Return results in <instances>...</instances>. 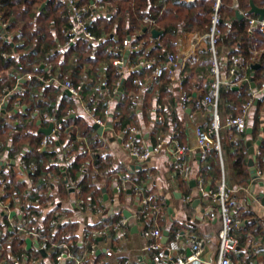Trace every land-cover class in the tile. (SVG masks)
Masks as SVG:
<instances>
[{
    "label": "trees",
    "instance_id": "trees-1",
    "mask_svg": "<svg viewBox=\"0 0 264 264\" xmlns=\"http://www.w3.org/2000/svg\"><path fill=\"white\" fill-rule=\"evenodd\" d=\"M79 1L88 5L93 0ZM237 1L241 9H248L250 12L251 0ZM107 2V14L100 16L92 29L99 39L103 35L107 37L97 44L79 40L74 45H67L63 28L69 24V15L62 0H0V23L7 24L6 30L13 37L10 42L0 38V94L5 96L9 93L6 113H14L9 119H4L0 126V157L7 155L14 161L16 156H19L27 164H35L38 168L36 172L27 173L19 169L38 187V192L28 197L25 195L31 187L27 180L19 178L14 171L17 164L11 165L10 170H0V200L7 203L12 210L18 201L23 202L28 213L29 228L34 229L38 225L37 229L41 231L42 236L49 240V251L52 252L53 261L63 250L80 258L82 254L91 250L92 245H99L98 239L93 237V232L100 227L104 228L109 222L102 221L88 228L87 246L79 245L75 235V224L63 225L59 231L56 228L55 231L52 230L51 222L57 220L54 213L47 212L45 217L37 222L41 218L42 208L46 212L49 203L55 202L50 195V191L56 187L50 184L51 179H58L57 184L62 188L63 197L69 196L71 189L69 181H73L79 195L86 201H92L102 210L106 208L101 201L103 188L110 187L109 194L117 205L125 201L128 190L135 199L145 198L138 195L139 192L136 193V185L130 181H126V190L117 195L114 193L111 183L118 171L112 169L109 156L97 158L94 165L86 170V163L90 162L89 149L101 152L99 137L96 135L94 124L91 125L79 113L74 118L69 114L70 111L77 112L79 102L71 95L63 93L59 85L51 82V78L56 77L63 83L65 78L72 74L73 83L82 88V100L88 102L90 108H95V117L102 118L106 109L105 101L99 95V73L102 66L105 67L111 89H115L117 82L122 80L126 97L118 102L112 120L115 131L123 133L125 141L133 128L138 129L136 107L142 90L137 81L152 76L156 68L164 66L169 54L178 55L177 42L181 32L197 31L210 34L212 17L216 13L214 1L195 4H184L180 0H107ZM44 4L46 6L42 9ZM262 5L264 6V0ZM218 14L221 18L218 26L221 34L216 43L218 56L222 47L230 46L228 72L232 66V57H243L246 62V70L242 76L244 81L238 90L225 87L223 84L220 88L218 114L221 115V111L225 110L230 117H237L250 100H255L256 92L262 90L264 54L256 56L254 49L255 47L259 51L264 49V36L259 28L252 33L249 31L250 20L256 19L254 15L248 13L242 20L236 17L234 0H221ZM153 30L163 31V35L155 39ZM131 36H136L135 43H141L142 47L129 57V65L137 69L122 77L121 67L115 66L114 61L125 58L123 42ZM255 65L259 68L254 69ZM220 72L223 80L221 67ZM27 75H32V80L21 83L19 76ZM252 79L256 84L255 89L251 87ZM84 85L86 86L83 89ZM171 90L173 91L168 71L144 90L141 102L142 116L148 119V122L155 118L160 125L159 132L152 138V146L156 145L160 135L170 134L173 124L176 123L172 112L163 104L164 97L172 94ZM250 121L252 133L249 136L253 141L259 140L264 125V99L254 104ZM51 123H54L56 131L46 150L41 147L45 136L38 133V130L42 126H50ZM232 134L231 139L238 138L237 141L231 140L237 157L236 175L249 182V160L244 141L247 135H237L233 129ZM222 135L220 130L219 140L223 145ZM49 148H54L55 154L49 155L47 152ZM260 150L259 163L264 173V137ZM66 152L72 158L65 165ZM220 155L218 150H212L206 161L209 162V166L200 173L207 183L212 181L210 185L213 193L218 191L213 187V182L222 175ZM181 181V184L186 183ZM35 200L40 202L37 207L30 205V202ZM157 204L159 203L156 201L153 203L150 201L145 215L151 213L154 210L152 206ZM35 216L37 220L33 219ZM6 220L0 209V260L4 261L3 264L25 262L24 254L30 253L26 250V240L18 230L8 228L4 233L6 224L4 225L2 221ZM147 229H151V226L148 225ZM177 232L180 231H176L175 234ZM174 235L170 237V241ZM257 238L264 241V233H258ZM60 243L67 248L53 246ZM242 243L240 241L243 247ZM37 256H40L39 253ZM102 256L103 254L99 255V259ZM33 258H29L26 264H37Z\"/></svg>",
    "mask_w": 264,
    "mask_h": 264
},
{
    "label": "crops",
    "instance_id": "crops-1",
    "mask_svg": "<svg viewBox=\"0 0 264 264\" xmlns=\"http://www.w3.org/2000/svg\"><path fill=\"white\" fill-rule=\"evenodd\" d=\"M180 1L184 4L204 3L199 0L193 2H185L184 0ZM254 3L260 8L264 7L262 5V0H258ZM234 8L236 11H240V13L245 17L248 16V9H241L237 0H234ZM255 17L259 19V17ZM229 18L230 16L227 17L228 20ZM208 35L209 34L197 31L181 32L178 35L177 49L180 67L175 72L177 81L172 82L170 79L171 87L173 89V91L171 90L172 94L167 95V97H164L163 99V104H165L164 106L172 112V117L174 119V122L176 123L173 124L170 134L160 135V137H162L163 140H165L167 143L166 148L160 154L153 156L150 160L144 162L136 160L135 158L131 157L127 151L124 150L123 133H117L115 131L112 120L113 114L116 112L118 102L123 100L117 94L107 99L101 94L99 90V95L102 96L105 101L106 109L110 110L109 116H106L104 111L103 118L99 116L95 117V108H90L89 103L82 100V97H80L81 103H78L77 112L72 111L71 115L73 118L76 117L77 113H79L91 125L95 124L96 118H102L107 124L111 123L113 126L112 129L105 131L103 136H100L96 131V135L99 137V142L101 143V152H95L89 149L90 162L86 163V170L88 171L94 165V161L97 158L100 159L102 156H109L112 162V169L118 171V174L115 175V178L111 183V188L116 195L118 193L117 187L120 186L123 188L126 186V181H130L135 183V190L136 193L139 192L137 193L138 195H142L144 196V198H148L150 201H152V203L155 201L159 203L157 205H153L152 208L154 210L148 214L147 218H145L143 221H140L138 220V216L142 215V213L138 202H140L141 200L133 198L131 196L132 194L128 193V190L125 196V201L123 203H120V205H117V202L109 194V187L107 189L103 188V197L101 201L106 208L104 209L102 215H97L96 213L92 212H81L77 206V199L80 195L76 187L69 184L71 187L69 196L63 197L61 193L62 188L59 186V184H57L58 179H51L50 184L55 185L56 187L53 191H50V195L52 196V198H54V203H56V206H54L55 208L48 206L46 212L45 209L42 208L40 214L41 218L38 219L37 222H40L45 217L47 212H51L52 214L54 213V215L57 216V220L60 223L59 227L56 228L58 229V231L63 227V225L75 224V235L78 238L80 246H83L82 237L85 230L88 231L89 227L97 225L103 221L109 223L108 225L105 224L106 226L104 225V228L100 227L98 230H106L108 232V235L106 237L98 238V250L117 249L120 242L115 238V234L113 233V231H111L112 224L115 221L118 222L124 216V210H128L132 214L129 219L130 234L128 236L127 242L124 244L125 253L123 257L110 258L105 253H102L103 256L101 259H99V255H97V253L94 256H87V254H89L88 251L82 254L80 258L75 256L78 259L82 260L81 264H125V260L127 259L131 261L132 264H138L139 261H141L142 264H153L154 262L152 260V253L145 250L146 246L148 245V241L142 236L141 233L143 227L147 228L148 225L151 226L152 230L160 229L163 231V233L164 231H170L171 229L174 234L176 231H180L185 235L186 238L191 236L196 238L212 236L213 242L209 247V251L204 255L203 258L207 262V264H216L219 244L218 233L221 229V220L220 218L211 219L210 215H218L219 203L217 201H214L210 197V195L202 197L198 192L197 186H191V182L193 180L196 181L202 170L209 166V162H202L200 160L197 129L199 128L204 131H208L210 129L214 119V111L212 108H202L194 106V101L199 100L203 95L206 94L213 78L210 71L212 56L210 53V43ZM230 53V46L225 45L224 47H222L218 56L221 64L223 86L225 87L229 86L228 84L230 80V74L228 72ZM126 56L127 53L125 52V58L129 59L130 56ZM102 68L105 69L104 66H102ZM135 69L137 68L131 67L129 65V62L126 66H124L126 74H129ZM147 77L148 76H146V78ZM51 82L55 85H59L63 93L66 92L63 87V83H61L58 78L52 77ZM180 82L183 84L184 90L189 96H191L193 100L190 106L186 109H184L181 105L180 93L176 87V84L178 85ZM152 85L153 82H150L149 85H147L145 88H141L142 91L138 96V106L136 107L138 129L135 128L141 133V135L138 136V139L141 141H147V143H149L150 145L152 143V138L159 132L160 125L155 121V118H153L149 122L148 119H146L145 117L143 118L141 113V102L144 90ZM263 85L262 91H258L255 94V100L253 102L255 105L259 102V100L264 99ZM85 86L86 85L83 86V89L85 88ZM239 86L231 88L238 90ZM18 88H20V85L18 86ZM255 88L252 87V89ZM256 100H258L257 103ZM92 108L94 109L92 110ZM220 114V130L222 131V137L224 138L223 145L219 140L221 148L219 152L221 153L220 159L222 175L220 179H216V181L213 182V187L218 189L224 183L226 188L231 191L233 199L234 218L242 222L241 225L235 230V236L239 239V241L243 242L242 244H244L243 247L240 244L239 250L236 253L232 254L231 258L233 264H264V241H261L262 239L257 238L258 233H264V187L261 185L260 181L255 180L252 177L250 167L249 182H245V179H240L236 175L237 170L235 163L237 157H235V148L233 147V145H231V140L234 141V138L231 139V136L233 135L232 128L228 127L227 125V121L230 116L225 112V110L221 111ZM252 114L253 107L250 110L249 127H252V125H250L252 123L250 121ZM13 115L14 113L7 112L6 119H9ZM48 127L42 126L39 128V130ZM55 128L56 127L54 126V133L56 131ZM53 135H51V137ZM246 135L247 136L245 137L244 141L248 153L247 157L248 160H250L247 141L253 139L248 134ZM260 137H264V125L262 127ZM174 141H178L181 144L187 145L189 147L190 151L188 154V163L192 171V179L190 181H186L185 179H183L173 168L174 156L172 146ZM257 142L258 140H254L256 150L260 148V146L256 145ZM54 150V148H49L47 152L49 155H52L55 154ZM17 158L19 157L16 156V159L14 160L15 164H17ZM0 162H6L8 164L13 162V160L5 155L0 157ZM11 165L14 164L11 163ZM3 169L10 170L7 165L4 168L0 166V170ZM14 171L19 176V178L27 180L31 187L25 197L32 193L38 192V187L34 184L32 179H29L26 174L21 173L18 167L14 168ZM181 180L186 183L181 184ZM210 182L212 181H208L207 184L211 189L212 185H210ZM178 193L181 194L182 197L179 198ZM105 195L108 196L107 200L104 199ZM196 200L200 201L198 203H195ZM167 201L170 202V205L167 204ZM164 202H166L165 205ZM111 208H114L113 214H110ZM169 208H172L174 215L169 214ZM0 209L4 215V207L0 206ZM15 209L13 210V212H15ZM13 212L10 217L4 215L7 218L6 221H2L3 224H6H4L6 228L4 233L8 228L16 231L15 228L20 222V216L18 215V212H16L17 215ZM12 218L13 220H11ZM33 219L37 220V216L33 217ZM113 219L114 222L112 223ZM37 227L38 225L34 228ZM134 227H137L136 232L133 231ZM172 231H170V237L174 235ZM20 233L26 240V250L27 252L30 251V253H25L23 256L25 262L23 261L22 263L18 264H26V261H29V258L32 257H34V263L36 261L37 264H53L52 252L45 251L46 255L44 256L41 250H38L35 247L36 243L32 239H30L32 245L29 249L27 244V240H29V238L24 236L22 232ZM38 253L40 256H37ZM181 253L185 257L191 255L190 248L187 244H182ZM50 260H52L51 263ZM16 261L19 260L16 259ZM3 263L4 261L0 260V264ZM65 264L78 263L75 260L69 259ZM189 264L198 263L190 262Z\"/></svg>",
    "mask_w": 264,
    "mask_h": 264
},
{
    "label": "built area",
    "instance_id": "built-area-1",
    "mask_svg": "<svg viewBox=\"0 0 264 264\" xmlns=\"http://www.w3.org/2000/svg\"><path fill=\"white\" fill-rule=\"evenodd\" d=\"M67 11H68V19L69 24L65 25L63 28L64 37L67 40V45L76 44L79 40H86L90 44H97L100 43L101 40L105 39L107 36L103 35L101 39H99L93 32V26L95 25L97 19L100 16H104L107 14V0H93L88 5L82 4L79 0H62ZM196 1V0H193ZM191 1V2H193ZM201 2L207 1H214L216 13L212 17V30L211 33L208 35L209 43H210V53L212 56L210 71L212 73V81L208 87L206 95L203 98H200L197 101H194V106L202 107V108H212L214 111V119L211 124V127L208 131H204L202 129H197V140L198 146L200 150V160L202 162H206L212 150L220 151V143H219V131L221 128L220 117L218 114V105H219V98H220V88L223 84V80L221 78L220 72V60L218 58V52L216 50V43L217 38L221 34L218 26L221 22V18L218 14V9L221 6V0H199ZM7 24L0 23V38L5 41H11L12 36L6 30ZM259 28L261 34L264 36V20L260 21L259 19H251L250 20V27L249 31L252 33L253 30ZM136 36H131L123 42V51H125L129 56L137 52L141 49V44L135 43ZM264 54V50L259 51L257 48L254 49V54ZM8 55L6 54L5 57ZM128 56V57H129ZM129 62V59L122 58L119 60L114 61L115 66H119L123 68V71H120L122 77L126 74L124 70V66H126ZM232 66L230 68V80L229 86L235 87L239 86L243 81L244 78L243 73L246 70L245 67V59L243 57H232L231 58ZM180 67V62L178 55L175 56L173 54H169L167 56V63L162 66L158 67L154 70L152 76H148L145 80H138L137 84L141 88H145L149 85L150 82L157 80L163 77L165 71H168L170 75V79L172 82H176V70ZM27 81L32 80V75H27L25 77ZM123 85L122 80L117 82L116 88L111 89L109 86V80L105 69L99 73V90L101 94L105 98H110L113 95H118L121 99H125L124 91L120 93V88ZM63 87L65 90L70 91L71 96L74 98H80L81 96V87L76 86L72 81V74H69L63 83ZM177 89L180 93V102L184 109L188 108L193 102L191 96L187 94L184 90L183 84L180 82L178 85L176 84ZM264 89V85H263ZM262 91V90H261ZM260 91V92H261ZM8 101V94L2 96L0 94V117L3 119L7 118V113H3V108ZM254 100H250L243 110V112L237 117H230L227 121L228 127L232 128L237 135H244L246 134V130L249 128V118H250V110L253 107ZM18 107L20 105L18 103ZM160 107V106H159ZM72 111L69 112L71 114ZM110 110H105V115L109 116ZM161 121V118H159ZM95 123L100 126H106L107 123L102 118H96ZM141 133L133 128L130 134L127 136L126 140L123 142V148L127 151L131 157L135 158L139 161H147L150 160L153 156L160 154L166 148V141L163 140L162 137H159L157 140L156 145L152 146L147 141L139 140L138 136ZM212 136H216V139H213ZM238 138H235L234 141H237ZM51 143V136H45V138L41 142L42 148H47L48 145ZM72 147V144H70ZM152 148V150L150 149ZM174 161H173V168L174 170L186 181H190L192 179V171L191 167L188 163V154H189V147L187 145H183L178 141L173 142L172 146ZM65 162L69 163L71 161L72 156L69 153H65ZM256 162L255 168L257 170L258 181L263 183L264 187V173L260 168L259 157L261 156V150L258 148L256 150ZM19 157V156H17ZM20 158V157H19ZM17 158V167L18 169L22 170L23 172H36L38 170L35 164H27L21 158ZM8 168L10 169L11 163L7 164ZM197 188L199 194L204 197L206 195H210V197L219 203L218 215L211 214V219L220 218L221 220V229L218 233V250H217V262L216 264H233L231 255L236 253L240 248V241L235 236V230L241 225V221L234 218L233 215V199L232 193L228 190L223 183L219 188L218 191L213 193L211 190L207 192V181L204 179L203 176L199 175L196 179ZM69 184L72 186L74 185L73 181H69ZM126 190L125 187H117V192L120 193L121 191ZM27 195L26 197H28ZM189 200V199H188ZM150 200L145 198L138 202L140 206V210L142 215L138 216V220L143 221L145 218L148 217V214L145 215L147 206ZM30 205L37 207L40 205L38 200L31 201ZM0 206L4 207V215L8 217L11 216L13 210L9 207L7 203H4L0 200ZM56 206V203H50L49 207ZM77 206L81 212H92L96 213L97 215H102L104 210L98 209L96 204H93L92 201H86L83 197L79 196L77 199ZM14 214L20 216V222L16 226V230L22 232L24 236L32 239L36 245L35 247L38 250L49 251V240L46 237L42 236V233L37 228L30 229L28 213L25 210V206L23 202L18 201L15 207ZM130 218L122 217L118 222H115L112 227L111 231L115 234V238L119 240L120 244L119 247L115 250L113 249H105V254L110 258H121L124 256V244L128 240V236L130 234ZM13 220V218L11 219ZM60 225L58 220H54L51 222L52 230L58 228ZM142 236L147 239L148 245L146 246L145 250L152 253V260L155 264H189L190 262H196L198 264H207L204 260V256H201L204 252L205 248H208L213 242L212 236H205L203 238H196V237H188L186 238L185 235L181 232H177L173 239L168 242L166 246L162 244L163 239V231L160 229H147L143 227ZM108 232L106 230H98L93 232L94 238H101L106 237ZM87 231L85 230L82 242L84 246H87ZM182 244H187L190 248L191 255L185 257L182 253ZM55 247L60 248H67L66 245L54 244ZM98 252V246L92 245L91 250L87 256H94ZM75 260L78 264L82 263L81 259H78L75 256L67 253L65 250L60 252L53 264H65L67 260ZM36 263V261H35ZM101 264V263H100ZM125 264H132L131 261L128 259L125 260ZM138 264H142L141 261Z\"/></svg>",
    "mask_w": 264,
    "mask_h": 264
},
{
    "label": "water",
    "instance_id": "water-1",
    "mask_svg": "<svg viewBox=\"0 0 264 264\" xmlns=\"http://www.w3.org/2000/svg\"><path fill=\"white\" fill-rule=\"evenodd\" d=\"M45 6H46V4H44V5L42 6V9H43ZM249 13L252 14V15H254V16L259 17V20H260V21H263V20H264V7H263V8H260V7L256 6L255 3H254L253 1H251V10H250ZM236 15H237V17H238L239 20H242V19L245 18V16H244L243 14H241L240 11H238V10L236 11ZM152 34H153V37H154L155 39H157V38H159L161 35H163V31L153 30V31H152ZM128 55H129V54H127L126 57H128ZM126 59H127V58H126ZM257 68H258V66H254V69H257ZM19 78L21 79V82H22V83H25V82L27 81L25 78H22V76H19ZM252 87H253V88L256 87V84H255V82H254V79H252ZM119 91H120V93H122V92L124 91V85L121 86V88H120ZM65 93L68 94L69 96L71 95L70 91H68V90H66ZM257 102H258V100H256V103H257ZM6 108H7V104H6V105L4 106V108H3V113H6ZM2 122H3V118L0 117V126H1ZM250 125H252V123H251ZM112 127H113V126H112L111 123H108L106 126H100V125H98V124H96V123L94 124V129L98 132V134H99L100 136H103L104 132H105V131H108V130H110V129H112ZM38 133H41V134H43L44 136H51V135H53V133H54V123H51L50 126H49L48 128H42V129H40ZM251 133H252V128L249 127V128L246 130V134L249 135V134H251ZM262 141H263V137H260V139L258 140V142H257L256 145H257V146H261ZM247 147H248L249 155H250L249 167L251 168V174H252V177H253L255 180H257V179H258V175H257V170H256V168H255V162H256L257 156H256V146H255V144H254V141H253V140H248V141H247ZM150 149L152 150V148H150ZM11 163H12V164H15L14 161L11 162ZM6 165H7L6 162H0V166H1L2 168L6 167ZM261 185L263 186V183H262V182H261ZM191 186H193V187L197 186V182H196L195 180H193V181L191 182ZM210 190H211L210 187H207V192H210ZM104 192H105V191H104ZM128 193H131V191L129 190ZM178 197L180 198V197H182V195L178 193ZM104 199L107 200V199H108V196L105 195V196H104ZM199 201H200V200H196L195 203H198ZM167 204L170 205V202L167 201ZM113 213H114V208H111V209H110V214H113ZM123 213H124V216H125L126 218H130V217L132 216V214H131L128 210H124ZM169 214H170V215H174V214H173V210H172V208H169ZM133 231L136 232V231H137V227H134V228H133ZM169 241H170V231L166 230V231H164V233H163L162 244H163L164 246H166V245L168 244ZM27 244H28V248L30 249V247H31V245H32V242H31L30 239L27 240ZM41 252L44 254V256L46 255V254H45V251L42 250ZM207 252H208V248H205V250H204V252L202 253L201 256H204ZM102 253H105V250H98L97 255H100V254H102ZM143 264H144V263H143ZM153 264H155V263H153Z\"/></svg>",
    "mask_w": 264,
    "mask_h": 264
},
{
    "label": "rangeland",
    "instance_id": "rangeland-1",
    "mask_svg": "<svg viewBox=\"0 0 264 264\" xmlns=\"http://www.w3.org/2000/svg\"><path fill=\"white\" fill-rule=\"evenodd\" d=\"M212 63V62H211ZM120 71H123V68H121L120 69ZM90 82H92L91 80H90ZM64 83V82H63ZM81 91H82V89H81ZM7 94H9V93H7ZM81 97V96H80ZM76 100L77 101H79V103H81V100H80V98H76ZM243 112V111H242ZM54 203V202H53ZM55 204V203H54ZM52 262V260H50V263Z\"/></svg>",
    "mask_w": 264,
    "mask_h": 264
}]
</instances>
